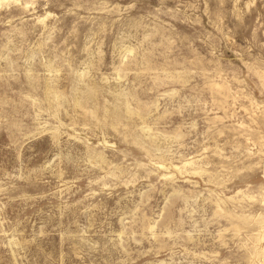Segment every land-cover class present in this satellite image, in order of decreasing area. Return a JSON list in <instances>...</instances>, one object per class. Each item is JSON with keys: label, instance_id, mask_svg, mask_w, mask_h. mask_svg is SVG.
Masks as SVG:
<instances>
[{"label": "rangeland", "instance_id": "1", "mask_svg": "<svg viewBox=\"0 0 264 264\" xmlns=\"http://www.w3.org/2000/svg\"><path fill=\"white\" fill-rule=\"evenodd\" d=\"M0 264H264V0H0Z\"/></svg>", "mask_w": 264, "mask_h": 264}]
</instances>
